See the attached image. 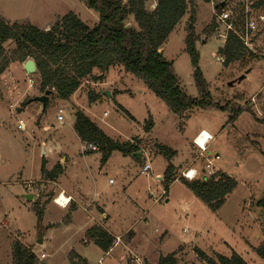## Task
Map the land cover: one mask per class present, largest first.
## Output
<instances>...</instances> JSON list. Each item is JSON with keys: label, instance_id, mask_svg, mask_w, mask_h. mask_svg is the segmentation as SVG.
I'll list each match as a JSON object with an SVG mask.
<instances>
[{"label": "rangeland", "instance_id": "1", "mask_svg": "<svg viewBox=\"0 0 264 264\" xmlns=\"http://www.w3.org/2000/svg\"><path fill=\"white\" fill-rule=\"evenodd\" d=\"M220 1L198 0L194 4L196 49L200 69L209 86L211 107L196 108L188 118L181 119L172 113L144 81L119 66L109 73L104 87L94 88L93 83L88 82L75 100L61 102L55 95L51 96L47 105L49 115L40 109L39 103L25 110V101L44 95L39 89L38 76L36 86L28 92L17 112L10 109L13 103L10 99L2 100L5 88L0 78V264H13V245L18 241L31 251L34 246L38 264H96L101 258H105L106 264H136L137 257L142 259V264H158L161 257L173 253H176L177 264H203L196 249L214 259L218 255L230 257L236 252L248 264H264L256 252L264 243L262 210L258 206L264 198V55L261 52L252 57L246 52L243 60L231 65L217 62L216 56L222 55L220 50L225 45L216 29L219 11L215 6ZM230 1L238 5V26L242 30L247 20L246 11L244 13L238 1ZM260 1L264 0H253L254 8L249 17L259 21L263 37L257 45L264 50V4ZM155 7L152 1L147 5L148 10ZM69 13L76 14L90 27L100 20L99 14L89 9L85 0H0L1 18L10 24L32 25L40 30H49ZM190 16L191 9L167 39L163 54L166 61L173 63L184 92L193 99H200L194 69L186 52ZM130 24L138 28L132 18ZM211 25L216 27L209 32ZM6 49L10 57L15 45L9 43ZM250 68L252 71L246 74ZM12 77L22 91L27 90V76L20 66L14 65L9 70L6 81ZM94 89L99 98L92 102L90 94L95 95ZM105 91L112 97L103 95ZM61 109L64 110L62 122L58 120ZM238 109H242L241 114L230 120ZM78 111L90 117L108 137L122 143L139 141L140 152L149 154L142 163L132 156L136 164L131 168L133 172L124 189H121L117 171L119 168L126 171L131 165L121 153H114L106 173L96 174L100 202L105 200L116 205L109 213L113 229L117 233L128 232L122 237L123 242L134 237L129 248L124 244L116 246L108 256L87 236V230L99 217L88 208L90 202L85 205L86 210H90L88 213L81 206L73 210L70 203L63 210L55 204L63 193L59 192L58 184L41 177L44 156L40 145L46 124L54 130L61 128L66 135L64 151L83 165L81 154L87 144L84 146L73 133ZM18 120L25 122L24 132L20 131ZM150 121L154 124L152 134L143 140ZM203 129L215 138L209 145V154L220 156L213 165L214 176L224 173L237 182L217 212H212L181 183L173 185L168 190L169 195L163 196L165 188L157 181L158 176L164 177L168 164L158 147L166 146L177 153L172 163L177 167L179 180L182 166L200 152L192 142ZM93 157L99 162L103 154L99 151ZM64 163L65 160L60 164ZM145 163H150L151 175L140 174ZM204 164L205 159H200L196 165L198 180L207 175ZM91 166L96 168L94 162ZM76 171L71 169L60 180V188L79 190L80 183L90 187L89 180L74 177ZM32 179L38 180L32 182ZM110 180L115 185H110ZM90 188L92 200L95 190ZM28 193L32 199L26 198ZM36 205L44 212L41 222ZM41 240H44L42 244Z\"/></svg>", "mask_w": 264, "mask_h": 264}, {"label": "trees", "instance_id": "2", "mask_svg": "<svg viewBox=\"0 0 264 264\" xmlns=\"http://www.w3.org/2000/svg\"><path fill=\"white\" fill-rule=\"evenodd\" d=\"M150 1L156 4L153 10L147 8ZM196 1L198 0H127L124 3L123 0H85L86 6L99 14V23L94 27L84 23L74 13L58 19L49 30H40L32 25L10 24L0 17V75L4 74L12 63H25L32 59L37 67L40 92L46 94L47 91H54L57 99L69 101L83 84L100 83L111 68L119 66L144 81L150 91L162 100L172 113L181 119L188 118V114L196 108L211 107L209 86L200 69V58L196 49ZM202 1L211 3L214 0ZM260 4L263 5L264 1H260ZM190 9L191 16L186 29V52L194 69L193 77L200 99H193L184 92L173 63L165 60L163 51L159 52L163 50L167 39ZM131 18L138 28L130 24ZM211 26L208 27L209 32L211 28L213 31L216 27ZM9 43L15 45L10 57L6 51ZM246 52L248 51L239 38L232 33L220 50L226 65L243 60ZM90 99L94 102L98 96L91 93ZM31 101L32 99H28L24 104L27 106ZM46 110L47 108L43 109L44 112ZM241 112L242 109L235 111L230 120H235ZM75 117L74 131L83 143L97 146L98 151L103 154L102 164H105L114 152L137 159L136 154L140 152L139 141L122 143L113 140L84 112L78 111ZM153 126V122H148L145 132L150 133ZM158 152L168 162L162 180L167 193L170 186L178 180L177 167L172 163L177 153L166 146H159ZM62 171L60 164L48 171L43 160V180L54 182ZM179 180L212 212H217L223 206L237 185L234 178L224 173L192 182L183 178ZM258 206L262 210L264 225V198ZM35 210L38 221L41 222L43 209L36 205ZM87 236L105 253L114 246V239L100 227L88 230ZM256 252L264 260V243ZM196 253L203 260V264H248L236 252L230 257L218 255L217 259L209 257L200 249H196ZM38 263L39 260L33 251L19 241L14 243L13 264ZM177 263L176 253H173L161 257L158 264Z\"/></svg>", "mask_w": 264, "mask_h": 264}, {"label": "crops", "instance_id": "3", "mask_svg": "<svg viewBox=\"0 0 264 264\" xmlns=\"http://www.w3.org/2000/svg\"><path fill=\"white\" fill-rule=\"evenodd\" d=\"M163 51V50H162ZM14 65H18L20 66L21 68V71L25 73V75L27 74L25 71H24V65L21 66V64L19 62H16V63H12L9 68L6 70V72L2 75H0V78L3 80L4 82V88L6 89V85L9 86L11 84V80L9 81V79L6 81V79L8 78V74H9V70H11V68L14 66ZM118 66L116 67H113L111 68L108 73L105 75V78L104 80H102L100 83H93V85L95 86L94 88H101V87H104L107 83H106V79H107V76L109 75V73L112 71V70H116ZM14 78V77H12ZM11 78V79H12ZM6 81V82H5ZM7 83V84H6ZM85 84H89L88 82L85 83ZM82 85V87L78 90V92L71 98V100H75V97L79 94V92H81V90L83 89L84 85ZM4 89V90H5ZM3 90V98L2 100L6 99V100H9V95H8V92L6 90V92ZM97 90V89H96ZM30 90H26V91H22V92H26V96L28 94ZM95 92L94 94L96 96H98L99 98V95L97 94V92ZM107 91H105L103 93V95H105ZM109 92V91H108ZM110 93V92H109ZM25 96V98H26ZM35 96V95H34ZM110 97H112V95L110 94ZM24 98V99H25ZM35 97H33L32 99H34ZM31 99V98H29ZM61 101V100H60ZM61 102H69V101H61ZM33 105H36V103H31L29 105L26 106V109H29L31 108ZM40 109L43 110L42 107H40ZM49 113V110L47 109L46 111V115ZM105 114V113H104ZM103 114V116H104ZM49 115V114H48ZM104 117H107V116H104ZM90 118V117H89ZM91 119V118H90ZM94 122V121H93ZM95 123V122H94ZM96 124V123H95ZM75 125V124H74ZM102 129V128H101ZM51 131L50 133H45L46 132H49ZM103 130V129H102ZM153 131V129H152ZM152 131L148 134L145 135V138H142L143 140L150 137L151 134H152ZM201 131H206V130H201ZM200 131V132H201ZM42 135H41V138H42V141H41V145H40V148L42 149V152H43V160L45 161L46 163V169L48 171H52L54 169V167L60 163H62V161L65 160V163L64 165H61L62 167V174L59 176V178L54 181L55 184H58V187H59V192H63L62 195L66 196L67 199H71V202L70 204H73L71 206H73V210H77L79 208V206L81 207H85V211L88 213L90 212L86 210V204H89L90 202V207H88L89 209H91L92 211H95V213L97 214V216H99L98 218H96L97 220H95V224L93 227H100L102 229H104L113 239H114V247L116 246H119V245H122L124 244L126 247L129 248V246H131L132 242L134 241V237L129 239V241L127 242H123V239L122 237H124L128 232H122V233H117L114 229H113V224H112V216L109 214L111 210H113V208L116 206L115 205V202H108V201H102L100 202V199H101V192L99 191L98 187H97V177H96V174L98 175H101L102 173H106V171L108 170V166H109V163L111 161V158L112 156L114 155V152L111 157L109 158V160L105 163V164H102L101 161L98 162V160L96 158H94L93 156L97 153H99V151L97 152H92L90 150H88L87 148L84 149V152L81 154L82 158L80 161H83V165H81L79 163L78 160L74 161L71 157L68 156V154L64 151V147L63 144L65 143L66 141V135L63 134V132L61 131V128H58V129H53L49 124L47 126L46 125H43V130H42ZM199 132V133H200ZM207 133H209L208 131H206ZM73 133L75 134V136L78 138V140L80 141L81 139L78 137V135L76 134V132L74 131V126H73ZM197 133L195 135V137L193 138V142L192 144L194 145V139L197 137V135L199 134ZM210 134V133H209ZM110 138V137H109ZM112 139V138H111ZM113 140H116V139H113ZM141 140V139H140ZM119 141V140H118ZM131 141V140H130ZM82 142V141H81ZM39 143V142H38ZM82 144L85 146L86 143H83ZM120 153V152H119ZM141 153V157H137L136 159V162H140L142 163L143 159H144V156L148 153H144V152H140ZM45 154V155H44ZM121 155L123 156V158L125 160H127L129 162V164L131 166H129L128 170H123L121 168L118 169L117 171V176L119 178V180L121 181L122 183V186H121V189L125 187V184L128 183L130 181V177H131V173L133 172V170L131 169L133 165H135V161H133V157L132 156H126V155H123L121 153ZM149 155V154H148ZM200 152L198 153L197 157L190 161L189 164L185 165V166H182L183 167V170L184 169H187V168H194L196 170H198V167L196 166L198 161L200 159L204 160V158H200ZM92 157L94 159H92ZM178 155L176 156V159H177ZM52 162H51V160ZM43 160H42V163H43ZM94 162V166H96V168L94 169V167L91 166V163ZM134 162V163H132ZM147 163H145L144 165H146ZM150 164V163H148ZM79 165V166H78ZM42 167V166H41ZM144 167V166H143ZM181 167V166H179ZM77 169L76 171V174L74 175V177L79 180L81 178L85 179L86 181H90V187H92L94 190H95V196H94V199L90 200L89 196V190L88 189H91L90 187H86L84 186L82 183H80L81 187H83V189L81 187H79L78 185V188L79 190H71V189H65V188H60V180L65 178L67 176V174L70 172V170L72 169ZM143 169V168H142ZM203 169H204V166H203ZM166 170V169H165ZM165 173V172H164ZM134 174V173H133ZM140 174L142 175V170L140 171ZM144 175V174H143ZM147 176V175H146ZM133 177V176H132ZM163 178L161 176H158L157 178V181L159 182H162ZM33 180H38V179H32L31 181L33 182ZM111 181V180H110ZM109 181V184L110 185H115V182L114 183H111ZM53 182V181H52ZM178 183H181L180 180H176L171 186L170 188L173 187V185L175 184H178ZM182 184V183H181ZM184 186V185H183ZM186 187V186H185ZM187 188V187H186ZM85 189V191H84ZM188 189V188H187ZM30 193L26 194L27 196L29 195ZM167 195L168 192H167ZM194 196V195H193ZM196 198V197H195ZM169 202V201H167ZM59 207V206H58ZM61 208V207H60ZM63 210L67 209V208H62ZM93 227H91L90 229H92ZM88 229V230H90ZM87 230V232H88ZM130 232V231H129ZM44 242V240H42V243ZM85 242V241H84ZM27 246H30L28 244H26ZM113 248L111 249L113 251ZM33 252H34V246H33ZM111 251V252H112ZM110 252V253H111ZM109 253V254H110ZM137 257V256H136ZM139 259V261H142V259H140L139 257H137ZM148 264H151L148 262Z\"/></svg>", "mask_w": 264, "mask_h": 264}, {"label": "built area", "instance_id": "4", "mask_svg": "<svg viewBox=\"0 0 264 264\" xmlns=\"http://www.w3.org/2000/svg\"><path fill=\"white\" fill-rule=\"evenodd\" d=\"M239 2V4L243 7L244 13L246 11L247 15V20L245 23V27L241 30L239 29L240 27L238 26V5L235 3H232L229 1L228 5L224 8H222L221 11H219L217 15V32L219 38L223 39L226 43L228 40L229 35L232 33L234 34L239 40L241 41L242 45L245 47V49L251 53V54H261L263 52L264 55V50L259 49V46L257 45L258 41L262 39L263 36V31L260 28V24L257 18L249 17V12L251 11V8H254V3L253 0H236ZM244 19V18H243ZM261 50V51H260ZM216 60L219 63H225V58L224 56H216ZM27 76V83H28V88L27 90H31L36 86L37 83V75L35 74H26ZM11 84L9 86L6 85V89L9 95V99L13 102L10 104V109L13 110L14 112H17L18 109L21 108V105L23 103V100L26 96V92H22V90L19 88L18 83L12 78ZM7 84V83H6ZM64 110L59 111L58 115V120L62 122L64 120L63 117ZM104 116H107V113L104 114ZM18 127L20 131H25L26 130V124L23 120H18ZM204 137L203 143H199V140ZM215 141V138L207 133L206 131H201L197 137L194 139V144L197 146V148L200 151V158L205 159V164H204V172L207 173L205 176L206 178L211 176H214L215 170L213 168V165L220 160V156L214 155L211 156L209 154V145ZM88 150L92 152H97L98 148L97 146L93 144H88L86 147ZM208 156H211L210 158ZM208 157V158H207ZM151 165L146 164L144 165L142 169V173L144 175H151ZM199 176L198 170L194 168H187L181 171V177L187 181H194L197 180ZM162 180V179H161ZM113 183V181H110ZM29 187H27L28 190ZM167 193L163 191V196H165ZM71 200V199H69ZM55 204L61 208H66L69 204L66 203L65 205L63 203H59L58 200L56 199ZM112 250H110L108 253H106V256L109 255V253ZM136 264H142L141 261H139L138 258L134 260ZM96 264H106L105 263V258H101Z\"/></svg>", "mask_w": 264, "mask_h": 264}, {"label": "water", "instance_id": "5", "mask_svg": "<svg viewBox=\"0 0 264 264\" xmlns=\"http://www.w3.org/2000/svg\"><path fill=\"white\" fill-rule=\"evenodd\" d=\"M230 0H222L220 1L216 6H215V10H218V9H222L224 7H226L228 5ZM159 52L161 53L162 52V49L159 50ZM253 68H250L246 71V74H249L251 71H252ZM24 71L27 73V74H35L37 72V67H36V63L34 60L32 59H29L27 60L25 63H24ZM244 79V77H242ZM54 95V91H47L46 94H44L43 96H40V97H35L34 99H32V103H39L42 105V108L45 110L47 108V105H48V102H49V99L51 96ZM105 95H108L110 96V93L109 92H106ZM137 157H141V153H137L136 154ZM180 168V167H179ZM26 198L28 199H32V195H28L26 196ZM40 244H42V240L39 241Z\"/></svg>", "mask_w": 264, "mask_h": 264}, {"label": "bare ground", "instance_id": "6", "mask_svg": "<svg viewBox=\"0 0 264 264\" xmlns=\"http://www.w3.org/2000/svg\"><path fill=\"white\" fill-rule=\"evenodd\" d=\"M203 141H204V137H202V138L199 140V143L202 144ZM57 200H58L59 203H63L64 205H65L66 203L69 204V203L71 202V200L67 199L66 196H64V195L59 196V198H58Z\"/></svg>", "mask_w": 264, "mask_h": 264}]
</instances>
